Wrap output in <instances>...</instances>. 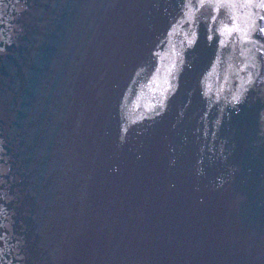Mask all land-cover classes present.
<instances>
[{
	"label": "water",
	"instance_id": "1",
	"mask_svg": "<svg viewBox=\"0 0 264 264\" xmlns=\"http://www.w3.org/2000/svg\"><path fill=\"white\" fill-rule=\"evenodd\" d=\"M257 4L0 0V264H264Z\"/></svg>",
	"mask_w": 264,
	"mask_h": 264
},
{
	"label": "snow or ice",
	"instance_id": "2",
	"mask_svg": "<svg viewBox=\"0 0 264 264\" xmlns=\"http://www.w3.org/2000/svg\"><path fill=\"white\" fill-rule=\"evenodd\" d=\"M188 6H189V5H186V7H188ZM210 6H211V5H210ZM257 6H259V7H264V0H258V4H257ZM200 7H204L203 2H201ZM219 7H221V5H217V6H216V10H218ZM215 19H216V17H213V20H215ZM260 19H264V16H261ZM258 30L261 31V32H264V28H260V29H258ZM247 38H248V37L245 36V39H247Z\"/></svg>",
	"mask_w": 264,
	"mask_h": 264
}]
</instances>
